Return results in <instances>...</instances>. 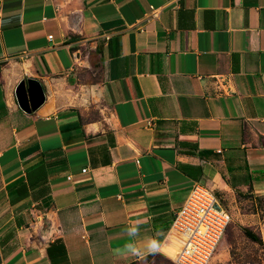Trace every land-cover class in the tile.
I'll use <instances>...</instances> for the list:
<instances>
[{"label":"crops","instance_id":"1","mask_svg":"<svg viewBox=\"0 0 264 264\" xmlns=\"http://www.w3.org/2000/svg\"><path fill=\"white\" fill-rule=\"evenodd\" d=\"M195 183L264 195V0H0V264L136 260Z\"/></svg>","mask_w":264,"mask_h":264},{"label":"built area","instance_id":"2","mask_svg":"<svg viewBox=\"0 0 264 264\" xmlns=\"http://www.w3.org/2000/svg\"><path fill=\"white\" fill-rule=\"evenodd\" d=\"M156 15L157 10L152 9L150 16ZM230 221L231 215L215 191L195 183L171 222L166 245L174 249L173 260L177 264H210Z\"/></svg>","mask_w":264,"mask_h":264},{"label":"rangeland","instance_id":"3","mask_svg":"<svg viewBox=\"0 0 264 264\" xmlns=\"http://www.w3.org/2000/svg\"><path fill=\"white\" fill-rule=\"evenodd\" d=\"M220 203L229 211L227 226L210 264H264V195L248 192L218 194ZM243 228L251 230L260 240L245 235ZM166 244V243H165ZM173 255L160 250L146 260H132L126 264H177Z\"/></svg>","mask_w":264,"mask_h":264},{"label":"clouds","instance_id":"4","mask_svg":"<svg viewBox=\"0 0 264 264\" xmlns=\"http://www.w3.org/2000/svg\"><path fill=\"white\" fill-rule=\"evenodd\" d=\"M123 232L129 239L114 250L117 255L122 257L144 261L149 255L158 254L163 246L156 236H141L139 224L126 226Z\"/></svg>","mask_w":264,"mask_h":264},{"label":"water","instance_id":"5","mask_svg":"<svg viewBox=\"0 0 264 264\" xmlns=\"http://www.w3.org/2000/svg\"><path fill=\"white\" fill-rule=\"evenodd\" d=\"M14 93L18 106L26 113L35 111L45 100L43 87L35 78L20 79Z\"/></svg>","mask_w":264,"mask_h":264},{"label":"trees","instance_id":"6","mask_svg":"<svg viewBox=\"0 0 264 264\" xmlns=\"http://www.w3.org/2000/svg\"><path fill=\"white\" fill-rule=\"evenodd\" d=\"M243 232L245 233V235H246L247 237H249V238H251V239H253V240H259L251 230H249V229H247V228H243ZM259 241H260V240H259Z\"/></svg>","mask_w":264,"mask_h":264},{"label":"bare ground","instance_id":"7","mask_svg":"<svg viewBox=\"0 0 264 264\" xmlns=\"http://www.w3.org/2000/svg\"><path fill=\"white\" fill-rule=\"evenodd\" d=\"M161 250L163 252H166V254H168L169 256L173 255V249L170 246H167L166 244L162 246Z\"/></svg>","mask_w":264,"mask_h":264}]
</instances>
